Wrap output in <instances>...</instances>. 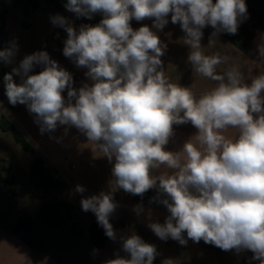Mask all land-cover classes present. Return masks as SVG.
I'll return each instance as SVG.
<instances>
[{
    "label": "clouds",
    "instance_id": "obj_1",
    "mask_svg": "<svg viewBox=\"0 0 264 264\" xmlns=\"http://www.w3.org/2000/svg\"><path fill=\"white\" fill-rule=\"evenodd\" d=\"M65 7L77 17L103 15L98 24L81 25L78 32L64 17H52L67 32L63 55L88 69L92 85L73 88L72 75L40 51L5 74L9 103L24 104L36 114L42 133L58 125L75 126L93 152L114 159L116 188L142 196L158 184L168 197L162 203L170 215L164 224L148 227L161 240L185 245L186 232L194 242L203 240L225 251L250 250L264 264V74L251 83L235 68L218 75L217 66L228 58L205 55L200 43L208 25L236 34L247 15L245 0H67ZM170 13L171 22L186 34L183 43L190 48L187 59L193 71L218 82L199 98L165 75L161 57L167 45L157 32L147 25L131 27L133 19H152V27L162 30ZM15 48L13 43L0 51V61L11 63ZM258 50L264 58V43ZM36 64L44 65L43 70L28 75ZM13 73L21 77L19 84ZM66 88L67 101L62 96ZM189 122L197 129L195 143L191 137L181 151H166L173 125ZM229 128L238 130L234 139L222 134ZM161 165L175 171L152 175ZM76 191L84 188L78 185ZM81 205L96 215L109 238H116L109 217L117 205L110 194L82 199ZM123 249L130 259L118 257L106 264H153L157 255L153 244L134 233L123 240Z\"/></svg>",
    "mask_w": 264,
    "mask_h": 264
},
{
    "label": "rangeland",
    "instance_id": "obj_2",
    "mask_svg": "<svg viewBox=\"0 0 264 264\" xmlns=\"http://www.w3.org/2000/svg\"><path fill=\"white\" fill-rule=\"evenodd\" d=\"M39 8L23 12L24 6L15 0H9L10 7L4 15V22L0 21V40L5 46L0 51L16 44L11 63H5L9 73L13 68H19L21 61L28 55L45 51L50 59L68 71L73 78L72 87L79 90L85 84L91 86L93 81L86 76L88 69L78 67L73 59L63 55V48L67 39V32L59 25L52 23V17L62 16L79 31L81 25H96L102 19L101 13H95L91 19L77 17L65 7L56 9L47 0H37ZM215 2V0H213ZM246 17L241 18L238 32L246 42L245 51H240L223 39L216 29L208 25L202 29L201 50L205 55L219 54L228 59L217 66L216 73L224 75L227 71L238 69L246 83H251L257 75L264 74V58L259 55L258 44L264 43V15L259 14L245 1ZM1 14V7H0ZM168 23L162 30L153 28L152 19L142 21L131 20V27L135 30L147 25L157 32L162 43L167 45L165 54L161 57L165 75L171 83L188 87L195 98L218 86L217 81L201 76L193 71L188 62L189 46L183 43L185 33L179 23L171 22V13L167 17ZM216 35L213 36V33ZM211 41V42H210ZM44 65L36 64L28 75L41 72ZM225 76V82H226ZM13 80L19 84L21 77L13 73ZM5 83L0 81V116L5 115L23 137L32 145L33 153L23 151L14 141L13 134L0 131V176L8 173L17 180L18 193L13 196L5 191L0 183V222L13 227L17 217L21 214L29 216L32 222L30 231L17 230L30 237L33 245L41 247L59 264H106L107 261L118 257L130 259V254L123 249V240L138 232L151 239L157 250L155 264H162L165 259H171L174 264H260L253 259V252L242 250L214 251L209 244L194 242L185 235V245L171 238L161 240L148 227L150 223L164 224L170 215L165 205L145 207L140 202L133 201L130 195H123L116 188L112 175L113 161H109L100 152H93L92 145L85 134L75 126L58 125L54 131L41 132V125L36 121V114L30 113L27 106L9 103L5 94ZM67 88L62 93L65 100ZM261 95L264 96V90ZM72 103H75L73 98ZM256 115V114H254ZM174 135L165 146L166 151L179 152L186 141L194 135L197 129L189 122L173 125ZM226 138L234 139L238 130L229 128L222 133ZM34 158L44 161V168L58 181V184L41 190H35L27 180L31 162ZM175 170L161 165L152 171V175L172 174ZM84 191L77 192V186ZM110 194L117 205L109 217L115 239L109 238L101 249L94 248L88 239V226L95 222L103 232L105 230L98 223L92 211L82 209L81 200L100 193ZM51 199H60L74 206L71 220L58 228H49L41 222L38 216L39 208ZM139 209V211H137Z\"/></svg>",
    "mask_w": 264,
    "mask_h": 264
},
{
    "label": "trees",
    "instance_id": "obj_3",
    "mask_svg": "<svg viewBox=\"0 0 264 264\" xmlns=\"http://www.w3.org/2000/svg\"><path fill=\"white\" fill-rule=\"evenodd\" d=\"M20 5L24 6L23 12L27 13L30 10H37L39 8V3L37 0H15ZM50 4H52L56 9L63 10L65 5L67 4V0H47ZM247 4L253 8L259 14L264 15V0H245ZM1 14L0 21L4 22V15L8 11L10 7L9 0H0ZM218 34L229 42L232 46L237 48L240 51H245L246 42L244 38L240 35L237 30L236 34H229L224 31H219ZM0 46L4 47L5 42L0 40ZM9 70L7 66L3 63H0V81L4 83V76L8 74ZM0 131L1 132H9L13 134L14 141L20 146V148L29 153H33L34 149L32 145L23 137V135L15 128V125L5 116H0ZM45 164L41 158H34L30 165V170L27 176L28 182L31 186L37 190L41 191L47 188H50L56 184L58 181L53 179V177L49 174V172L44 168ZM0 183L5 191H7L10 195L15 196L17 194V180L11 173L6 174L5 176H0ZM119 191L123 195H130L133 201L140 202L145 207L158 206L160 204L164 205L162 201L167 199L166 194L162 193L157 187H154L147 192L141 195H133L131 193L125 192L123 189H119ZM74 210V206L60 199H51L44 203L38 210L39 219L43 224H45L49 228H58L63 225H66L72 217V212ZM32 228V222L28 215L21 214L17 217L12 231L23 230L29 231ZM138 236L142 238V240L146 243L153 244V241L148 237L144 236L142 233L138 232ZM183 235L187 237V233L184 232ZM88 239L90 244L96 248L101 249L104 243L107 240L106 234L103 232L101 227L92 222L88 226ZM210 247L218 252L221 249L212 244H209ZM153 264L155 262L153 261Z\"/></svg>",
    "mask_w": 264,
    "mask_h": 264
},
{
    "label": "crops",
    "instance_id": "obj_4",
    "mask_svg": "<svg viewBox=\"0 0 264 264\" xmlns=\"http://www.w3.org/2000/svg\"><path fill=\"white\" fill-rule=\"evenodd\" d=\"M45 257L46 264H59L44 249L33 245L30 237L0 222V264H42Z\"/></svg>",
    "mask_w": 264,
    "mask_h": 264
}]
</instances>
